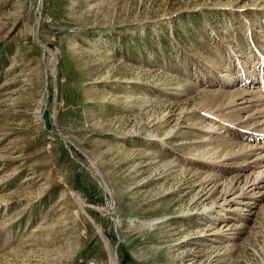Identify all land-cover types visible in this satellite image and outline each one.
<instances>
[{
  "label": "rangeland",
  "instance_id": "obj_1",
  "mask_svg": "<svg viewBox=\"0 0 264 264\" xmlns=\"http://www.w3.org/2000/svg\"><path fill=\"white\" fill-rule=\"evenodd\" d=\"M0 264H264V0H0Z\"/></svg>",
  "mask_w": 264,
  "mask_h": 264
},
{
  "label": "bare ground",
  "instance_id": "obj_2",
  "mask_svg": "<svg viewBox=\"0 0 264 264\" xmlns=\"http://www.w3.org/2000/svg\"><path fill=\"white\" fill-rule=\"evenodd\" d=\"M230 201V200H229Z\"/></svg>",
  "mask_w": 264,
  "mask_h": 264
}]
</instances>
